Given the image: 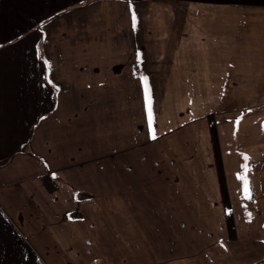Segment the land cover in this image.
<instances>
[{
	"label": "crops",
	"instance_id": "crops-1",
	"mask_svg": "<svg viewBox=\"0 0 264 264\" xmlns=\"http://www.w3.org/2000/svg\"><path fill=\"white\" fill-rule=\"evenodd\" d=\"M149 1L188 26L145 59L134 0H0V264H264L259 203L237 178L258 141L232 119L231 136L193 119L191 104L168 120L159 104L158 123L146 100V86H200L190 69L208 70L192 59L214 50L199 41L208 26L176 7L264 0ZM244 177L261 192L263 175Z\"/></svg>",
	"mask_w": 264,
	"mask_h": 264
},
{
	"label": "rangeland",
	"instance_id": "rangeland-1",
	"mask_svg": "<svg viewBox=\"0 0 264 264\" xmlns=\"http://www.w3.org/2000/svg\"><path fill=\"white\" fill-rule=\"evenodd\" d=\"M205 9L208 10L209 15L200 17L202 22L198 21V24L205 27L208 26V29L202 30L204 34L203 36L199 35L201 36L199 41L203 43L205 40L209 42L213 40L211 42H213L214 50L204 52L203 55L194 56L192 59L193 61L199 59L204 63L202 66L205 67L207 65L205 63L206 58H208V70L202 69L201 66L199 68L193 66L190 69V71L193 70L195 72L196 79H199V82H201L200 86H188L186 84L146 86L147 96L152 95L150 96V102H148V108L151 107L152 109H150L151 118L158 121V123L161 119H166L165 116L159 118V115L153 112L154 109H158L159 104L168 110L167 120L172 115L176 116V114H172V109L173 111L177 110L180 114L182 107L183 109H187L188 104H191L192 108L197 111L193 119L198 117L197 120L199 121L205 120V118L208 121L214 120L216 124L220 125L218 128L220 129L223 126L224 132H230V136L234 132L233 124L235 123L242 142L247 139L251 140L252 138L258 141L255 146L252 145L246 150L243 149L241 151V175L246 176L251 174L256 177L263 175L264 179V171H261V163L263 165V162L260 160V155L264 153V54L246 53L249 48L252 50L255 47H264V9L222 6H209ZM173 12L175 13V10ZM171 13L170 7L160 6L154 2L145 0L136 1L135 14L140 44L146 38L144 53L142 54L145 59L148 57V44L150 49L153 48V50H157V47L160 48L161 46L169 47L173 45L172 43L176 42L175 36H177V33L175 27L179 30L180 28L182 30L187 28V23H183V25L178 23V21L175 23V18ZM194 22L195 25H198L196 20ZM146 31L151 36L149 43ZM206 31H208L209 35L206 34ZM153 50L151 49V51ZM221 51L222 53H219ZM153 56L157 58V55ZM167 56L170 57L171 55ZM256 57H258V60L256 59L258 61L257 66L255 62L250 61ZM179 65L181 64L179 63ZM170 69L171 72H175L173 68ZM167 70L166 68L165 71ZM209 78L213 79V82L215 81L214 85H207ZM224 79L226 81L224 85H221L220 83ZM181 80L184 82L185 78ZM189 95H192L193 98H199V100L205 98V100L185 103L184 99ZM182 116L184 119H187L184 115ZM230 119L234 123H228ZM127 128V125L120 122L117 124L116 130L121 136ZM103 131L105 130L103 129ZM199 134H201L200 131ZM198 137L201 140V135ZM244 157L248 158L246 162ZM245 163H247L248 168L246 173L242 168ZM261 184H263L261 192L257 190V192H253L252 194V191L248 190L250 198H247L246 202L251 200V202L258 201L259 203L258 206L261 212L249 215V224L257 226V231L251 238L252 241H255V245H261L262 252L264 253V183L256 182L257 186ZM240 263L246 264L247 261Z\"/></svg>",
	"mask_w": 264,
	"mask_h": 264
},
{
	"label": "trees",
	"instance_id": "trees-1",
	"mask_svg": "<svg viewBox=\"0 0 264 264\" xmlns=\"http://www.w3.org/2000/svg\"><path fill=\"white\" fill-rule=\"evenodd\" d=\"M134 1H143V0H134ZM145 1H149V0H145ZM185 10V11H184ZM208 10L205 9L204 7H176V10H175V13L177 14H181L182 12L187 14V15H193L194 17L197 18V21H200L202 22L201 18L200 17H203L205 15H209ZM197 12V14H196ZM203 12V13H202ZM202 26H200L199 24V30L201 29ZM262 159L264 161V153L262 154Z\"/></svg>",
	"mask_w": 264,
	"mask_h": 264
},
{
	"label": "snow or ice",
	"instance_id": "snow-or-ice-1",
	"mask_svg": "<svg viewBox=\"0 0 264 264\" xmlns=\"http://www.w3.org/2000/svg\"><path fill=\"white\" fill-rule=\"evenodd\" d=\"M132 21H133V27H135V21H136L135 15L132 16ZM146 100H147V93H146ZM149 131H150V133H152L151 119H149ZM152 138L155 139L154 133H152ZM247 159H248L247 157H244L245 162L247 161ZM242 168H243L244 172L246 173L248 171L247 163H245L242 166ZM237 178L243 180V189H244V193H245V198H250L249 197V193H248V182H247V179L244 176H238Z\"/></svg>",
	"mask_w": 264,
	"mask_h": 264
}]
</instances>
